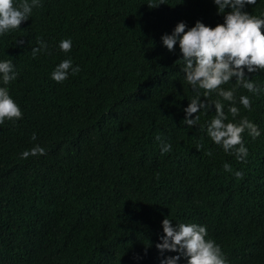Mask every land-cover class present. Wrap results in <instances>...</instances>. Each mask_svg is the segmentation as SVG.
I'll return each mask as SVG.
<instances>
[{
    "label": "trees",
    "instance_id": "16d2710c",
    "mask_svg": "<svg viewBox=\"0 0 264 264\" xmlns=\"http://www.w3.org/2000/svg\"><path fill=\"white\" fill-rule=\"evenodd\" d=\"M230 11L213 0H40L0 34V62L11 59L18 74L8 85L0 75V87L22 112L0 124V264H161L177 255L155 247L165 218L205 226L227 264H264V69L244 70L258 94L235 78L220 86L236 88L235 118L230 102L199 90L202 103L221 99L225 123L257 125L258 138L242 134L248 155L239 161L207 135L214 108L183 123L195 92L179 44L169 52L161 40L181 21L185 31L197 21L214 28ZM243 11L264 19V0ZM38 39L48 48L33 56ZM64 39L70 52L59 48ZM65 59L80 71L57 83ZM36 145L46 154L21 158Z\"/></svg>",
    "mask_w": 264,
    "mask_h": 264
},
{
    "label": "clouds",
    "instance_id": "9594fccd",
    "mask_svg": "<svg viewBox=\"0 0 264 264\" xmlns=\"http://www.w3.org/2000/svg\"><path fill=\"white\" fill-rule=\"evenodd\" d=\"M219 13H224L225 8L231 11L224 16V23L217 26H205L197 21L191 29L185 31L187 25L181 21L178 23L171 35L161 37L163 45L169 52L179 44L184 67L185 81L195 92L194 98L188 104L185 111L183 123L189 128L195 126L199 120L201 110L205 114L209 109H215V116L207 127V135L211 140L221 145L226 153L234 150L236 158L244 161L248 150L244 146L242 134L247 130L248 135L253 139L260 136L257 125L244 117L239 123L227 122V115L224 112V104L221 99L211 102H200L199 90H204V97L216 92L223 101L230 102L228 112L233 118L239 115V109L235 106L236 88L223 90L221 85L227 84L235 78L237 86L243 87L250 93L258 94L261 89L245 75L264 69V19L250 15L243 11L245 5H254L256 0H213ZM40 7V0H21L19 5H14L13 0H0V34L16 30L22 22L27 21L33 8ZM157 6L153 5L152 8ZM39 47L32 48L31 53L47 51L48 45L37 40ZM59 48L67 53L71 51V39H64L59 43ZM69 71L73 75L79 73V66L73 67L71 59H65L54 69L51 78L57 82H63L68 78ZM0 75L4 85H8L17 78L14 71L13 61L6 59L0 62ZM239 103L248 110H251V100L248 96H240ZM194 114L193 119H189ZM22 112L17 103L9 95L7 87H0V124L5 120H19ZM36 139L35 134L32 137ZM156 140L160 141L161 136L157 135ZM171 145L162 143V153L171 151ZM46 151L43 147L36 145L30 151L22 153L21 158L29 156H43ZM206 155H211L207 152ZM224 170L232 172L229 164L223 165ZM234 175L243 179V172L236 171ZM163 236L160 243L155 245L156 249L164 252L177 253L175 256L167 257L161 264H178L181 257L187 259V264H227L220 247L211 239H205L207 230L205 226L195 223H182L173 226V223L165 218L162 221ZM140 259V257H136Z\"/></svg>",
    "mask_w": 264,
    "mask_h": 264
}]
</instances>
